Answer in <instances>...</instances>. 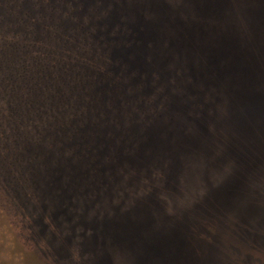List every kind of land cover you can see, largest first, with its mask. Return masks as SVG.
<instances>
[{
	"label": "rangeland",
	"instance_id": "374dc122",
	"mask_svg": "<svg viewBox=\"0 0 264 264\" xmlns=\"http://www.w3.org/2000/svg\"><path fill=\"white\" fill-rule=\"evenodd\" d=\"M128 1L0 0V47L6 52L22 51L29 66L26 71L34 76L33 80L26 77L22 59H0V147L6 144L13 153L27 139L40 144L31 148L32 163L24 161L25 151L16 155L18 164L22 159V198L0 187V264H138L141 253L143 263L150 264L151 244L165 248L166 239L155 241L160 237L158 229L197 202L205 175L213 180L226 169L225 158L242 151L245 139L234 142L233 148L232 141L240 134L228 126L229 99L235 95L233 79L239 77L233 72L235 57L230 53L212 61L228 66L220 84L213 72L202 79L203 60L194 50L189 62L169 63L181 70L195 69L194 76L174 71L179 80L170 82L165 71L162 79L155 80L152 70H162L167 60L152 62V70L140 64V70H151L146 90L137 76L133 82L123 81L124 89L103 99L82 94L85 89L75 76L77 68L81 72L91 69L88 61L103 65L97 40L92 54L88 48L92 42L82 39L98 29L96 35L108 34L106 12L118 18L117 12ZM212 1L215 6H227L218 8L212 3L211 21L227 24L213 36L229 32L233 36L230 46L243 43L237 31L251 33L250 23L254 29L261 27L252 14L256 0ZM79 23L85 26L83 33L76 32ZM66 33L73 39L66 38ZM110 34L120 43L125 40L123 35ZM51 62L57 63L56 68H51ZM58 69L65 72L66 82L70 74L77 80L68 87L70 98L63 104L45 101L37 92L40 83L47 86L50 82L48 73ZM11 75L22 77V88ZM17 88L22 89V103L12 95ZM49 126L53 132L47 131ZM91 131L94 135L88 139ZM51 142L55 149L49 150ZM62 142L70 161L66 166L61 161L65 176L54 175L61 155L55 146ZM41 149L44 154L39 153ZM9 158L2 157L1 164ZM71 167L76 173L68 177ZM198 252L197 245L185 246L182 254L177 253V264H194L192 258ZM159 260L151 263L163 264ZM246 264H264V236H260L259 251L254 258L247 257Z\"/></svg>",
	"mask_w": 264,
	"mask_h": 264
},
{
	"label": "trees",
	"instance_id": "16d2710c",
	"mask_svg": "<svg viewBox=\"0 0 264 264\" xmlns=\"http://www.w3.org/2000/svg\"><path fill=\"white\" fill-rule=\"evenodd\" d=\"M256 1L252 14L254 23L261 27L256 26L254 29L250 23L251 33L245 30L237 31L243 40V43H238L241 46L238 44L230 46L231 42L228 41L233 36L230 37L227 31L218 34V37L213 36V33L215 35L216 31L220 32L222 27L226 28L227 24L217 19L220 24L217 21H211L209 13L212 11V3L218 8L227 9V6L221 3L215 6V1L212 0H129L117 12L120 14V16L117 15L118 18L115 13L106 12L105 17L108 16V19L105 31L109 32L108 34L96 35L98 29L95 35L89 32L87 38L82 39L83 42H92L88 47L92 54L95 49L94 40H97L99 45L97 48L102 51V53L99 51V55L103 65L88 61L91 69L85 68V72H81V68L78 67L75 76L85 89L82 94L101 95V99L117 89H124L123 81L133 82L137 76L140 78L141 87L146 90V79L149 76L148 72L152 70V62L154 65L167 60L162 70H152L151 74L155 75L153 76L155 80L162 79L165 71L168 72L170 82H176L179 77V74L174 71L179 73L184 71V75L194 76L197 72L195 69L184 70L183 67L181 70L169 66L171 63H178L181 59L189 62L190 54L194 53V50L203 60L200 74L202 79L213 72L220 84L225 79L228 66L224 68V64L223 66L214 65L212 61H219L216 56L220 54L230 53L235 57L232 62L233 72L239 77L233 79L235 95L229 99L228 126H232L234 131L238 132L237 136L240 134L235 138L236 141H232L233 148L238 140L244 142L245 139L241 146L242 151L238 155L233 153L230 158H225L226 169L222 173L220 170L213 180H207L205 175L203 178L205 183L197 197V202L185 207L180 216L170 218L164 222L161 229H158L160 237L155 241L161 238L166 239L165 248L161 250L156 243L151 244L148 250L150 264L157 258H160L159 262L163 264H177L180 258L177 253L182 254L185 246L188 249L191 245H197L199 251L197 256L192 258L194 264H246L247 257L252 255L254 258L255 253L259 251L260 236H264V0ZM125 13L129 15L126 19L121 17ZM84 27L79 23L76 32L83 33ZM68 31L73 33L75 29H68ZM110 32L123 35L125 40L118 42L113 39L117 36L111 35ZM66 35V38L73 39L70 33ZM13 45L18 47L20 43ZM25 48L26 46L22 44V50ZM123 50L127 51L125 56L121 54ZM0 54V59L9 58V61L18 62L22 59V70L25 71L26 77L28 76L29 80L34 79V76L30 77L26 71L29 66L24 61L22 51L18 52L16 48H12L11 51L6 52L3 47H0ZM133 63L137 64L133 66ZM140 64L143 66L145 64V67L151 70L148 68L140 70ZM50 65L51 68H56L57 63L51 62ZM136 68L138 70L135 73L133 70L135 71ZM71 69L76 70L73 67ZM51 70L47 68L48 72ZM58 70V72L48 73L50 82L47 86L40 83L37 92L38 96L45 101L49 99V102L57 101L63 104L70 98L68 87L76 84L77 80L70 74L71 78L66 82L62 76L65 72ZM11 77L22 88V77L20 75H11ZM100 80L103 81V85L98 84ZM110 81L111 84L108 86ZM217 89H219L218 86ZM21 94L20 88L12 92L19 103H22ZM40 111L43 112V109ZM47 131L53 132L54 127L49 126ZM76 131H79L78 128ZM93 135L94 132L91 131L87 138L91 139ZM14 140L17 142V138ZM37 141L27 139L22 144V148L14 147L13 153L6 144L0 147V159L10 157L5 165L0 161V187H6L15 198H22V159L18 164L16 155L25 151L27 154L24 161L32 163L35 157L30 152L32 147L40 146ZM31 142H34L32 146ZM53 144L51 142L49 150L54 148ZM63 144L62 142L55 146L61 155L57 158L58 172L55 171L54 175L65 176L61 161L64 160L65 166L70 162L63 152ZM91 147H93L92 144ZM72 150L76 152L75 148ZM39 153L44 154L42 149ZM42 159L46 160V155H43ZM219 167H222L221 161ZM69 173L68 177L75 174L76 169L71 167ZM50 178L56 177L51 175ZM6 180H10V184L8 182L5 185ZM63 186L66 187L67 183ZM138 264H145L143 253L138 255Z\"/></svg>",
	"mask_w": 264,
	"mask_h": 264
}]
</instances>
